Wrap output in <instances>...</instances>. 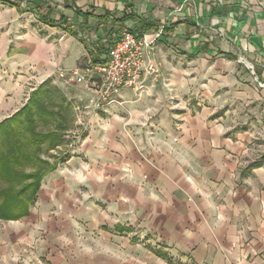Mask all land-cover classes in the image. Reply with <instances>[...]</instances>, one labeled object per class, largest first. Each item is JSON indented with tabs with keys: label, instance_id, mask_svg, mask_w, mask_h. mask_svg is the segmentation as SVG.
I'll return each mask as SVG.
<instances>
[{
	"label": "crops",
	"instance_id": "crops-1",
	"mask_svg": "<svg viewBox=\"0 0 264 264\" xmlns=\"http://www.w3.org/2000/svg\"><path fill=\"white\" fill-rule=\"evenodd\" d=\"M9 1L0 122L51 82L73 126L26 214L0 219V264H264V0ZM133 28L161 31L160 75L96 109L58 72Z\"/></svg>",
	"mask_w": 264,
	"mask_h": 264
},
{
	"label": "trees",
	"instance_id": "trees-1",
	"mask_svg": "<svg viewBox=\"0 0 264 264\" xmlns=\"http://www.w3.org/2000/svg\"><path fill=\"white\" fill-rule=\"evenodd\" d=\"M0 2L17 6L16 2L9 0ZM136 31V28L129 30L137 37L144 33L142 28L140 33ZM119 36L120 33L111 38L110 46ZM90 61L97 64L103 59L94 57ZM71 116V106L66 98L49 82H44L31 93L18 112L0 123V150L5 148L8 157L6 160L3 157L0 168V179L6 186L0 189V219L11 220L26 214L42 178L53 168L37 156L43 149L42 144L47 140L55 143L57 138L59 143L62 140L60 133L70 127ZM41 123L47 127L46 133L38 131ZM5 125L7 128L3 133ZM12 163L19 166L13 167ZM11 164L13 168L9 167ZM26 165L35 170L25 173Z\"/></svg>",
	"mask_w": 264,
	"mask_h": 264
},
{
	"label": "built area",
	"instance_id": "built-area-1",
	"mask_svg": "<svg viewBox=\"0 0 264 264\" xmlns=\"http://www.w3.org/2000/svg\"><path fill=\"white\" fill-rule=\"evenodd\" d=\"M160 33L158 30L137 37L124 30L108 48L103 62L93 64L88 60L84 69L60 70L58 76L82 84L87 89L92 88L96 109L115 103L123 88L131 87L141 91L143 75L159 77L158 65L146 60L145 53Z\"/></svg>",
	"mask_w": 264,
	"mask_h": 264
},
{
	"label": "rangeland",
	"instance_id": "rangeland-1",
	"mask_svg": "<svg viewBox=\"0 0 264 264\" xmlns=\"http://www.w3.org/2000/svg\"><path fill=\"white\" fill-rule=\"evenodd\" d=\"M7 16L6 18H8V15L6 14V13H4V11H0V16ZM51 83V82H50ZM2 84V81H1V79H0V85ZM52 84V83H51ZM53 85V84H52ZM25 87L23 88V94H27L28 93V91H29V88H31V86L32 85H27V84H25L24 85ZM78 89V91H80V88H77ZM30 97V96H29ZM29 97L27 98V100L29 99ZM24 99L26 98V97H23ZM26 100V101H27ZM26 103V102H25ZM25 105V104H24ZM23 105V106H24ZM22 106V107H23ZM21 107V108H22ZM20 108V109H21ZM20 109H18V111L20 110ZM17 111V112H18ZM73 112H71V114H72ZM15 114V113H14ZM13 114V115H14ZM73 115V114H72ZM9 117H11V116H9ZM8 117V118H9ZM72 117V116H71ZM7 119V118H6ZM6 119H4V120H6ZM4 120H2L0 123H2ZM72 124V123H71ZM70 124V127L67 129V130H69L72 126H73V124L71 125ZM6 128H7V126L5 125V127L3 128L4 129V131H2L3 133L5 132V130H6ZM47 127L44 125V124H40L39 125V127H38V131L39 132H43V133H46L47 132ZM66 130V131H67ZM65 131V132H66ZM65 132H61L60 133V135H61V141L58 143L57 141H58V138H57V140H56V142L55 143H51V141L50 140H47V142L45 143V144H42L43 146H42V151L40 152V153H38V157L44 162V163H46V164H48V165H51V164H57V162L59 163V162H62V161H64L62 158H63V154L65 153V151L67 150V148H65V146H63V144H65V141L67 140V137H64L63 138V135H64V133ZM2 135V134H1ZM51 144H52V146H51ZM53 144H55V145H53ZM68 145V144H67ZM54 146V147H53ZM4 149L5 148H1V150H0V168H1V166H2V164H1V162H2V159H3V157H4V159L6 160V158H8L7 156H6V152L4 151ZM53 159H55V160H53ZM13 164V163H12ZM12 164H11V166H9L10 168H13V167H15V166H19V165H14L13 167H12ZM21 165V164H20ZM42 166V165H41ZM25 168H27V165H26V167ZM18 169V168H17ZM33 170H35V168H33V167H28L26 170H25V173H30V172H32ZM6 186H5V183H4V181H2L1 179H0V189H3V188H5ZM7 211V210H6ZM7 214V213H6ZM5 220V219H4ZM7 220V219H6Z\"/></svg>",
	"mask_w": 264,
	"mask_h": 264
}]
</instances>
